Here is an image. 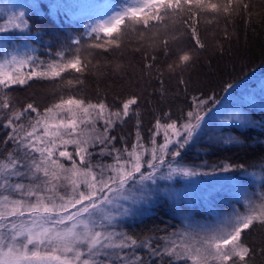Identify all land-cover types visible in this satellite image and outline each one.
<instances>
[{
	"label": "snow or ice",
	"instance_id": "1",
	"mask_svg": "<svg viewBox=\"0 0 264 264\" xmlns=\"http://www.w3.org/2000/svg\"><path fill=\"white\" fill-rule=\"evenodd\" d=\"M45 6L35 0L19 11L0 9L5 15L0 23V113H6L0 116V127L10 130L2 143L12 145L0 154V264H250L255 250L242 233L264 230V183L257 192L243 185L236 189V203L243 204V211L233 205L231 211L220 212L209 204L212 223L196 222L178 208L183 227L177 231L138 238L124 229L127 221L146 215L162 195L179 199L160 181L202 174L181 166L177 157L205 134L202 126L212 110L208 105L219 103L214 97H194L182 122L172 119L170 112L164 114L163 123L157 118L145 143L139 111L132 107L137 97L113 110L102 100L93 103L77 94H60L43 110L35 102L13 110L9 95L14 86H31L35 81L78 88L83 80L65 74H85L97 66L92 60L94 50L119 49L130 33L140 42L146 38L154 42L170 24H182L203 48L197 33L202 15L227 17L238 9L247 10L249 4L244 0H124L84 24L83 32L56 38L55 51L49 42L41 52L37 44L43 42L42 31L33 30L25 9L38 15ZM47 7L51 14L59 6ZM11 33L17 34V40ZM159 43L167 49V36ZM191 60L189 52H182L168 70L175 72ZM145 68L151 70L153 63ZM130 114L137 117L135 141L129 145L120 137L123 144L117 148L113 132ZM231 119L250 123L243 113ZM161 132L162 142H158ZM224 143L236 140L228 137ZM93 157L101 162L94 164ZM105 157L111 162H104ZM233 167L227 164L220 171Z\"/></svg>",
	"mask_w": 264,
	"mask_h": 264
},
{
	"label": "trees",
	"instance_id": "2",
	"mask_svg": "<svg viewBox=\"0 0 264 264\" xmlns=\"http://www.w3.org/2000/svg\"><path fill=\"white\" fill-rule=\"evenodd\" d=\"M47 1L40 0L44 5L48 4ZM244 3L249 4L247 10L238 9L237 13L227 17L221 15L216 17L218 21L208 15L199 18L197 33L204 44L203 48L195 44L191 32L184 25L176 24L179 28L177 31L185 34L191 53H199L186 67L175 72L164 68L169 53L162 54L164 47L159 40L163 37L155 38L154 42L147 38L140 42L137 36L126 37L125 48L113 49L107 53L94 50L92 60L97 66L85 74H65L67 78L83 80L78 88L65 89L58 81H35L31 86H14L9 90L13 110L22 109L29 102H35L42 110L55 102L60 94H77L92 101L102 100L115 107H119L129 97H137L134 109L140 114L139 131L146 134L151 124L157 118L163 119L165 113L170 112L172 119L181 118L184 111L192 105L194 97H214L218 101L229 90L228 84L240 83L264 71V0H244ZM26 11L32 18L33 30L42 31L43 42L37 44L41 52L49 42L55 51L58 47L56 38L63 39L66 35H76L83 31L82 24L74 18H68L65 12L51 11L49 14L47 6L38 15H33L29 9ZM173 27L174 25H169L168 34L170 31L175 34ZM209 28V35H206L207 32L203 35L204 30ZM175 55L177 54L173 56ZM152 56L156 57L155 62L151 60ZM147 63H153L151 70L145 68ZM2 115L6 113H0ZM136 122L137 117L130 114L123 125L117 126L113 132L118 137L117 144L119 141L123 142L120 137L128 139V143L133 139ZM226 128L228 129L225 131H231L233 138L238 139L236 143L200 140L197 146L192 144L183 151V161L193 162L196 158L223 161L234 165V172L257 170L264 166V126L253 122L241 126L233 124ZM8 131L9 129L0 127V154L5 148H12L11 143L7 146L2 143ZM236 165H244V168H237ZM158 203L156 211L127 225L126 231L143 238L172 229L173 224L167 221H174L175 217L167 213L164 201ZM242 237L255 250L250 264H264V253L261 252L264 248V230H246Z\"/></svg>",
	"mask_w": 264,
	"mask_h": 264
},
{
	"label": "rangeland",
	"instance_id": "3",
	"mask_svg": "<svg viewBox=\"0 0 264 264\" xmlns=\"http://www.w3.org/2000/svg\"><path fill=\"white\" fill-rule=\"evenodd\" d=\"M34 2L35 0H0V9H4L10 13L12 11H19L22 6L30 5ZM123 2L124 0H48L47 5L55 4L59 6L58 8H52L51 11L55 13L65 12L69 16L68 18H74L77 22H79V24H82L81 26L83 27L84 24L89 23L91 20L99 19L101 16H104L110 10L109 6H116ZM4 19V13H0V23H2ZM216 21H218L217 18ZM208 22H211V20ZM173 29L175 30V34L173 31H170L169 34L167 33L168 31L166 33L162 31L160 34V38H164L166 35L169 40L167 49H162V54L169 53V59H166L164 65L166 70L169 65L174 64L178 60V56L182 52H189L192 55V58H197L199 54L197 51L194 52V50V54L191 53L192 50H190L189 42L186 39L185 34L182 31H177L179 28L176 24L172 30ZM209 30L211 29L209 28L206 31L204 30L203 35L206 34V32V35H209ZM9 35L13 40H17L16 33H11ZM135 36H137L135 33H130L127 37L135 38ZM173 36L177 37V39H173ZM125 45L126 38L120 48H125ZM155 49L158 50L159 48ZM173 53L177 55L173 56ZM2 55L3 53L0 52V58H2ZM115 65L117 66V63ZM198 98L206 99L201 96ZM218 101L219 103L215 104L214 107L211 104L208 105V107H211L212 110L205 116V123L202 126L204 127L205 134L193 143L195 146H197V143L200 140L216 143L218 141L224 143V139L228 137L233 138L231 131H225L228 129L226 127L233 124L237 126L245 125L231 119L236 113L245 114L247 120L250 122L247 124H253L254 122L256 125H262V123H264V71L258 75L249 77L245 81L233 84V87L230 88L223 98ZM92 102L95 103L98 101ZM109 106L113 110H117L121 107V105L119 107H115L113 105ZM132 107L135 108V105ZM192 107L193 103L190 108L184 111L182 117L178 120L182 122L184 114L188 110H191ZM32 115L34 116L35 114L33 113ZM161 122L163 123L164 119H161ZM154 124L155 122L151 124L146 134H144V132H140L145 143L148 142L152 135L151 130L153 129ZM136 131L137 128L135 126V130L133 132L134 136L129 142V145L135 141ZM162 137L163 133L161 132V136L156 137L157 141L162 142ZM126 140L128 141V139ZM236 141H238V139H236ZM122 144L123 142L119 141V144L116 143V147L120 148ZM72 148V145L68 146L69 151H71ZM196 159L197 160H194L193 162H185L182 157H177V161L181 166L193 168L194 170L202 173L201 175L190 177L177 176L172 181L159 182L161 187L170 186L174 193L179 194V199H173L162 195L147 208L146 215L156 211L155 206L159 204L158 202L161 203L164 201L166 203L167 213L171 217H175L174 221H171L170 219L167 221V223L173 224L172 229H169L166 233H156L155 235L164 236L169 232L177 231L183 227L182 217L178 213V208H182L183 211L190 215L196 222L212 223L214 218L208 212L209 204L216 206L220 212L231 211L233 205L243 211V204L236 203V189L243 185L248 187L250 191H261L259 185L264 183V166L257 170H236L235 172L230 170L228 172H223L220 171V169L229 163L223 161L213 162L210 159H208L209 161H207V159ZM100 162L101 160L99 157H93L94 164ZM104 162L110 163V158L105 157ZM252 173H255V175H250ZM141 218H138L137 220ZM135 221H127L124 225V229L126 230L127 225L134 224ZM142 251H145V257L147 259L146 250Z\"/></svg>",
	"mask_w": 264,
	"mask_h": 264
}]
</instances>
